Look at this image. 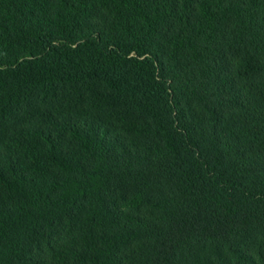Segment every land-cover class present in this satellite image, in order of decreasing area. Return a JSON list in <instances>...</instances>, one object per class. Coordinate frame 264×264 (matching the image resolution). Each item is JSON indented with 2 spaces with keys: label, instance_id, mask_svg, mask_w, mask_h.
Wrapping results in <instances>:
<instances>
[{
  "label": "trees",
  "instance_id": "obj_1",
  "mask_svg": "<svg viewBox=\"0 0 264 264\" xmlns=\"http://www.w3.org/2000/svg\"><path fill=\"white\" fill-rule=\"evenodd\" d=\"M0 264H264V0H0Z\"/></svg>",
  "mask_w": 264,
  "mask_h": 264
}]
</instances>
